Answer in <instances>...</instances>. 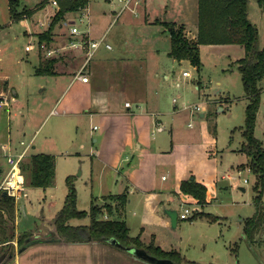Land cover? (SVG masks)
<instances>
[{
  "label": "crops",
  "instance_id": "crops-1",
  "mask_svg": "<svg viewBox=\"0 0 264 264\" xmlns=\"http://www.w3.org/2000/svg\"><path fill=\"white\" fill-rule=\"evenodd\" d=\"M108 1L93 11L92 0L88 1L91 20L89 30L85 33H73L71 26L76 22L71 24L64 19L63 27L67 28L68 33L65 36L66 43L62 45L72 53L70 57L64 53L58 56L56 46L49 48L50 42L40 40L39 33L43 30L38 32V61L41 63L55 58L54 73L44 74H52L61 91L52 100L50 112L57 109L60 114L67 116L69 123L80 117L89 116L91 121L97 118L90 125V131L94 133L90 152L102 163V168H109L112 181L116 182V186L119 184L116 193L128 192L129 201L120 216L129 225L130 234L133 237L139 236L145 244L154 242L164 249H179L186 258L181 235L171 229L179 225L180 216L178 214L176 226H172L165 209L169 207L180 211L187 204L194 209L185 217L190 223L198 225L196 222L199 220L206 226L222 223L225 216L218 210L212 211L214 205L219 206L218 202L221 204L218 199L224 197L226 192L232 194V180H240L245 170L251 171L249 156L242 150L245 139L237 147L220 144L216 124L211 128L207 120L192 118V107H165L162 93L157 87L156 69L160 68L162 59L169 57L175 62L189 60H178L169 54L171 36L158 19L166 18L183 24L186 34L196 38L198 0H135L132 9L127 8L125 15L123 10L119 16V10L110 5L112 0ZM249 16L252 19L250 2ZM119 19L118 29L107 34L108 27ZM52 32L53 43H56L55 36L64 33ZM103 35L105 41L97 48L84 70L89 79L76 77L85 60L86 49L80 44L73 45V41L100 38ZM107 42L111 47L106 45ZM43 47L47 55L42 54ZM78 61L82 63L76 66ZM164 76L169 75L164 73ZM74 83L78 86L75 97L65 100L62 93ZM49 88L46 85L43 89ZM13 91L17 94L15 89ZM3 92L7 94L5 88ZM204 114L201 111V116ZM8 140L12 141L14 149L22 148L11 138ZM32 146H36L34 141ZM31 154L29 150L26 160ZM1 170L4 168L1 167ZM187 178L196 179L207 186L205 203H200L198 198L181 189L182 181ZM242 188L245 189V186ZM110 193L113 192L105 196ZM18 199H15L12 212L0 203V264H148L109 239L66 240L55 232L54 219L49 225L35 230L20 229ZM252 215L241 216L243 231L245 219ZM104 216L116 215L105 213ZM85 218L76 217L74 224L89 223L90 220L86 221ZM9 233L13 234L12 238L2 241ZM23 233L29 234L21 244L19 238ZM243 236L246 238L245 233ZM35 237L41 240L27 244L28 239ZM229 241L231 245L232 240ZM237 243L231 245V248L235 249ZM130 246L146 249L145 246L135 244Z\"/></svg>",
  "mask_w": 264,
  "mask_h": 264
},
{
  "label": "rangeland",
  "instance_id": "rangeland-1",
  "mask_svg": "<svg viewBox=\"0 0 264 264\" xmlns=\"http://www.w3.org/2000/svg\"><path fill=\"white\" fill-rule=\"evenodd\" d=\"M105 2L109 1L92 0V11L106 5ZM249 2L253 14L252 20L259 28V44L263 46L264 15L257 0H249ZM121 4L120 0H112L110 5L119 10ZM10 5V0H0V97L3 96L5 88L9 98L8 105L0 104V143H5L11 138L22 147L23 145L20 144L22 139L29 141L35 135L33 141L36 146L30 148L31 152L49 150L48 152L55 154L57 159L54 184L44 189L41 186L31 185L26 178L28 196L17 200L19 228L35 230L49 225L62 207L69 192V176L75 186L79 209L89 210L93 200L102 205L109 202L110 199L105 195L109 192H118L119 184L116 186L109 168H102V163H99L95 155L90 152L94 135L93 131H90V125L97 118L91 121L89 116L80 117L69 123L67 116L59 112H50L52 100L61 91L52 74L36 72L39 64L36 51L37 34L50 26L60 6L53 5L50 0H17L18 12L25 9L31 12L15 18L11 13ZM78 10L66 11L53 26L52 31L64 32L54 37L56 43L53 41L48 43L49 48L56 46L57 55L63 53L69 57L72 55L62 45L66 43L65 36L68 33L67 28L63 27L64 19L69 20L71 24L76 22L75 24L82 30L89 28V23L84 21L87 18L82 20ZM127 12L128 9H125L123 15ZM120 19L108 27L107 34L118 29ZM164 19L159 18L158 22L165 28L169 21L174 22ZM41 22L44 25H41ZM41 49L42 54L47 55L45 47ZM200 56L202 61L200 69L189 60L175 62L169 57L162 59L160 68L156 69L158 75L155 76L164 105L192 107V118L207 120L211 128L216 124L220 144L237 147L244 141L245 111L249 103L237 62L245 56V48L239 43H202ZM82 61L75 63L76 66ZM184 70L189 74L185 75ZM164 73H168L169 76L165 77ZM46 85L50 86L48 90L43 89ZM259 86L261 102L255 135L264 145V77L259 81ZM14 89L17 94L14 93ZM77 90V84L74 83L73 86L71 84L65 93H62V98L65 97V100L74 98ZM196 105H200L203 109H195ZM57 106L59 109L62 108ZM201 111L205 112L204 116H201ZM1 167L4 170H1ZM7 168V158L2 154L1 149L0 182ZM239 179L232 180V194L230 191L226 192L224 197L218 199L221 204L218 202L219 206L214 205L212 209V211H220L225 216L222 223L206 226L199 220L196 222L198 225H195L190 223L189 219L179 217V225L171 228L181 235L183 239L181 245L185 250L186 258L195 261L196 264H264V227L257 231L254 241H249L243 236V221L240 219L241 216L254 214L256 210V174L252 170H245ZM242 186H245V189ZM127 206L132 208L130 205ZM85 217L86 221L91 219L90 215ZM71 219L73 223L77 221L76 217ZM187 239L190 242H186ZM229 239L232 240L233 246L236 241L238 242L235 249L231 248ZM226 240L228 241L225 244Z\"/></svg>",
  "mask_w": 264,
  "mask_h": 264
},
{
  "label": "trees",
  "instance_id": "trees-1",
  "mask_svg": "<svg viewBox=\"0 0 264 264\" xmlns=\"http://www.w3.org/2000/svg\"><path fill=\"white\" fill-rule=\"evenodd\" d=\"M264 12V0H257ZM17 0H10L11 13L19 18L31 12L23 10L18 12ZM88 3V0H61L60 8L53 17L50 26L39 33L40 40L50 42L54 24L60 20L68 10H78ZM167 22V21H165ZM167 29L171 36V49L169 54L178 60L187 58L198 69L202 66L200 56L201 43H239L245 48V56L238 59V68L242 74L245 93L249 97V103L245 111V125L242 144L249 156V166L256 174L255 213L245 219L244 233L249 241L256 239V233L264 227V145L263 141L255 135L256 119L261 102V87L259 81L264 77V45L259 44V28L249 16V0H198V33L196 38L189 37L183 24L178 26L175 22H168ZM55 58L41 61L36 68L37 73H54ZM25 176L33 186L47 188L54 184L56 176V156L50 152H34L22 165ZM69 192L62 207L57 211L54 222L55 232L66 240L109 239L117 238L124 245L145 246L147 251L158 257H167L181 264H196L195 261L186 259L180 250L176 248L164 249L160 245L150 242L145 244L139 236L130 234L129 225L122 213L129 201L127 191L110 193L109 202L99 204L92 201L89 210L77 207V195L71 176L68 177ZM181 189L198 198L200 203L206 202L207 186L196 179L187 178L182 181ZM0 203L9 211H14L15 198L9 194L0 192ZM115 214L116 216H104ZM119 214V216H117ZM90 215L89 223L74 224L70 222L73 217H85ZM217 217V216H214ZM29 233L21 235L20 242ZM12 233L4 240L12 238Z\"/></svg>",
  "mask_w": 264,
  "mask_h": 264
},
{
  "label": "built area",
  "instance_id": "built-area-1",
  "mask_svg": "<svg viewBox=\"0 0 264 264\" xmlns=\"http://www.w3.org/2000/svg\"><path fill=\"white\" fill-rule=\"evenodd\" d=\"M60 1L61 0H50V2L55 5V6H59L60 5ZM121 1V8L119 9V11L117 12V16L120 15V13L127 9V8H131L132 9V3L135 0H120ZM80 14H81V19L84 20L85 18H87V24L89 23L90 20V13H89V8H88V4L81 6L79 8ZM116 19V17H115ZM114 19V20H115ZM41 25H44L43 22H41ZM86 30H89V28L87 29H80V27L75 24L71 26V31L73 33H85ZM105 41V36L103 35V37L100 38H83L81 39V41L78 42H74L73 41V45H81L83 48H85L86 50V57L85 60L83 62L82 67L79 69V71H77L76 73V77H79L83 80H88L89 76L88 74H86L84 72L87 64L89 63V61L91 60V58L94 56L97 48ZM44 45V44H43ZM106 45L108 47H111L110 43H106ZM183 73L185 75H188L189 72L187 70H184ZM1 101L0 104H9V98L7 94L3 93V96L0 97ZM175 100V98H174ZM130 102H127V105H129ZM197 110H202L203 107H200V105H196L194 107ZM53 112H58L57 109H54ZM34 137H32L29 141H26L24 139H22L20 142L23 145L21 149H14V144L12 143L11 140H8L5 143H1L0 147L2 149V153L3 155L7 158V162H8V168L6 170L5 176L3 178V180L0 183V192H4L6 191L7 194L14 196L15 199H18L21 196H26L28 195V192L26 190V179H25V175L22 169V165L24 163V161L26 160V158L29 155V150L32 147V143H33ZM250 168V167H249ZM251 170V168H250ZM245 180H247V178H245ZM194 211L193 207L191 205H184L182 207V210L179 211V216L182 218L188 217V215Z\"/></svg>",
  "mask_w": 264,
  "mask_h": 264
},
{
  "label": "water",
  "instance_id": "water-1",
  "mask_svg": "<svg viewBox=\"0 0 264 264\" xmlns=\"http://www.w3.org/2000/svg\"><path fill=\"white\" fill-rule=\"evenodd\" d=\"M3 193H4V195H7L6 191H4ZM165 211L169 214V216L171 218L172 226H176L179 211L176 208H169V207L166 208ZM52 239H55V237H52ZM40 240H41V238H39V237L28 239L27 244H29L31 242L40 241ZM109 240L112 243H114L116 246L124 249L128 253L134 255L136 258H139V259L145 261L148 264H179L171 258L158 257L154 254H151L145 248L124 245L115 237H111V238H109Z\"/></svg>",
  "mask_w": 264,
  "mask_h": 264
}]
</instances>
